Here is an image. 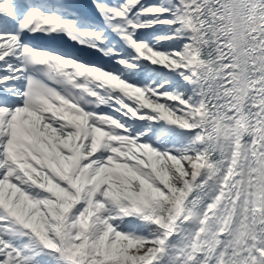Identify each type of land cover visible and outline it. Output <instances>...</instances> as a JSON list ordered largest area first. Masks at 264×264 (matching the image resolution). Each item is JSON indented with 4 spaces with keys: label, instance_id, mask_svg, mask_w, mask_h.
<instances>
[{
    "label": "snow or ice",
    "instance_id": "snow-or-ice-1",
    "mask_svg": "<svg viewBox=\"0 0 264 264\" xmlns=\"http://www.w3.org/2000/svg\"><path fill=\"white\" fill-rule=\"evenodd\" d=\"M0 264H264V0H0Z\"/></svg>",
    "mask_w": 264,
    "mask_h": 264
},
{
    "label": "rangeland",
    "instance_id": "rangeland-1",
    "mask_svg": "<svg viewBox=\"0 0 264 264\" xmlns=\"http://www.w3.org/2000/svg\"><path fill=\"white\" fill-rule=\"evenodd\" d=\"M145 2L154 3V2H156V0H145Z\"/></svg>",
    "mask_w": 264,
    "mask_h": 264
}]
</instances>
